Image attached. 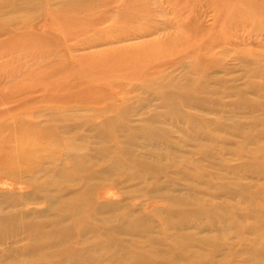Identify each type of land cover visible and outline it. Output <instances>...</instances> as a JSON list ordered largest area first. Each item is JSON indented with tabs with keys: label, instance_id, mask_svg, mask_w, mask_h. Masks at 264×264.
<instances>
[{
	"label": "rangeland",
	"instance_id": "1",
	"mask_svg": "<svg viewBox=\"0 0 264 264\" xmlns=\"http://www.w3.org/2000/svg\"><path fill=\"white\" fill-rule=\"evenodd\" d=\"M8 1H10V3H13L16 6H19V8H17L18 10L16 11H11L12 9L9 6L8 7L5 6L3 4V0H0L1 2L0 3L1 5L0 6V15H1L0 16V33H1L0 43L1 42L4 43V40L8 41V39L11 36H13V34L16 35L17 32L21 31V29L23 28H24L23 30H26L28 33L34 34L36 36L45 35L47 37L46 43L50 42L48 44H51L52 42L51 45L52 46L55 45L54 46L55 49L58 48L57 49L58 53L55 50V56L52 55L48 59L49 62L51 61L48 64L50 67L57 66L56 68L58 69L59 68L63 70L70 69L74 67L76 64L74 62L73 56L85 54L88 52H93L95 51V49L100 50V49H105L107 47L116 45V44H111L108 46L105 45V46L91 48V49L90 48L89 49H78L76 51L70 52L68 51L69 44H72L73 42H75L77 37L75 35L68 37L62 32L60 33V31H58V26H59L58 19H60V17L65 15L63 11L65 10L66 7L64 6L69 5V7L74 8L75 10L78 8L81 10L83 9V12H84L83 15H81L82 11L78 10L80 11V13H77V19L82 21V23L84 24V22H86L85 20L87 16V14H85L87 11L86 9H92L90 10V11H93L91 14L94 18L92 19H95V18L97 19V17L100 16L99 13L102 12V9L104 6H105L104 9H106L108 12H111V13L115 12L117 10L118 2L120 0H117V1L116 0L114 1L106 0V4L104 2L105 0H100V1L82 0L81 1L82 7L78 4L80 2L77 0L76 1L67 0L65 1L66 3L64 2V0H61V1L60 0H34V1L33 0H30V1L29 0H22V1L8 0ZM147 1L150 5V10L152 14L150 17L154 19L151 18L150 20V17H149L147 18V20H141V22L144 23L147 21L149 23L148 24L150 25V30H148L149 32H146L147 33L145 34L146 36L144 35L142 37L130 38L128 39L130 40L129 42L123 41L122 43H119V45H122V46L130 45V43L131 45H135L134 42L138 44L140 40H142L141 42L143 43L144 42L143 40L145 41L147 40L146 42H148L150 41V39H152L151 41H154L158 39H164L167 37H171L173 33L174 35H176L175 33H179V32H189V33L191 32L193 39L195 36V39L200 40L203 44V46H201V50L199 49L197 57L198 56L201 57L202 55V59L203 58H206V59H204V61L201 58L199 59L196 58L194 60L192 54L189 53L190 50L184 49V47H179L174 51L176 53L169 55V57L167 56V58L165 57L158 63L152 64V65L159 66L157 70H160V71L158 72L157 75L156 73H154V70H155L154 68V70L148 71L146 75L144 73H141V77H140L139 76L140 74L139 75L136 74L135 77H132V79L126 77L124 74L123 77H115L110 82L106 80H95V83H96L95 87H97L96 88L97 95L95 96L96 102L94 101L93 103H91V106H90L89 102L81 100L80 101L82 103L81 105L76 104L77 105L76 110H79L81 108L79 111H77V114H72L71 111L67 108V106H62L60 105V102H55V101H58L56 100V97H57L56 95H51V97H48V98H51L50 101L48 100V98L42 99L43 98V91H42L43 86L40 85L39 82L36 85L35 81L34 82L28 81L29 79L24 80L23 83H25V85L23 84V87L31 85L27 87L28 95H25V92L24 93L20 92L16 94L15 96L17 97L16 101L12 103H16V102L21 103L23 101H27V103L29 104V102L30 103L32 102L30 105L22 109V111H26L27 109L25 110V108H29L28 109L29 111L30 110L35 111L37 115L36 117L31 118L29 120L27 130H29L31 134L35 135V134H40L44 131L46 132L47 131L46 129L50 128L49 132L50 131L51 133L54 132V134L58 137V141H59L58 145L61 143L59 146H57V149L58 147L59 148L61 147V148L60 150L59 149L57 150L55 146V150L53 149L52 151L54 154L46 153L48 156L43 155L42 158H40L41 160L38 159L37 161L36 160L34 161L33 165L38 166L37 169L39 170L42 164H43L42 167L45 166L43 167V170L41 169V171L36 173V176L34 177H32L30 174L24 173L20 175L21 176L20 178H15V177H10V176H7L6 174L0 173V264H8V263L17 264L23 260H24L23 261L24 263L21 262L19 264H68V263L80 264V261H81L80 256L75 259L74 258L70 259V256L66 257L63 254L60 255L59 251L67 250V253L73 251L76 247V244L79 241V239H77L78 238L77 236L79 234L76 235V233H87L83 240L84 243H82L81 245L80 252L82 256H85V253L87 254L88 252L92 253L93 250L90 247L92 243L89 241V238L91 237V233L93 234L99 231H107L106 229L108 227L113 226V224L108 222V220L119 218L122 215L123 216L127 215L126 217H129L130 220L133 221L134 225L136 224L139 226L141 225L150 226L155 230H160L162 228L161 219L163 218V216H165L166 206L164 205H167V203L165 200H160L159 196H164V195H169V194H172V195L180 194L182 193V189H183V185L180 179L178 178L174 180L172 187L167 182V179H169L170 177H173L175 173V172L172 173L173 171H171L170 168L167 169L165 168L166 166L163 167L165 169L161 171L162 174L158 175L159 184H160L159 187L157 186L153 187L152 184L147 183L143 180L134 179L131 175H138L141 171H143L142 166L137 167L136 165L123 162V161L120 164L113 167L110 172H106L105 174H101L100 176H99V173L96 171H98L100 167L102 166H100L99 164L97 165L95 163L94 165H92V170L96 172L94 176L93 174L92 176L91 175L89 176L88 171H85L83 176L85 177V179L88 178L87 180H84L83 178V180L77 181V179H75L77 178L76 170L78 169V167L83 168L85 166H89L88 164L90 163V162L88 163L84 162L81 159H79L80 154H89L91 153V151L94 152L95 148L97 146L99 147V145L101 149L105 148V151H107L110 147H112L113 151L116 149L117 141H115V138L117 139V137L116 135L111 133V130L109 129L108 125L117 120L114 110L124 107L125 105H127L126 108L128 109L129 112L127 111L123 112L121 113V116H119L120 121L116 122L115 130L117 133L115 134L118 135L119 140L121 142L125 141L124 138L128 139L127 138L128 134H131V137L134 140H132L131 143L127 145L128 147H130V150H131L130 155L132 154L134 156H137L149 164H152V165L156 164V166H159L162 168V166L165 165L166 163L172 164L173 161L171 160L173 159L174 160L177 159L179 164L183 166L191 165L192 162H198L200 163L198 169L201 171L213 172L220 176L224 175L228 179L229 183L232 182L233 180H236L239 183L242 182L243 184L248 183L250 180L253 181L252 174L250 173V171H247L244 168H247L249 165L252 164V166L255 165L256 168L264 170V134H263L264 132V108H263L264 107V77H262L264 76V74L255 75L252 73L253 72L252 69L254 67H257V65L251 63V55H250V54L254 56L259 55L257 57L262 58V60L260 61V64H258V66L261 69H264L263 68L264 66V28H263L264 20L261 22L262 26L261 28L258 29V31L253 30L250 24H244L243 26H240L237 28L232 26L229 28V30H226L229 36V37L227 36L228 37L227 41H224V40L218 41L219 40L218 34H220L221 28L223 27L225 28V25H222L224 23V21L222 20L223 18L220 19L221 17L217 15L215 6L211 4L209 0H206V1L205 0H193V1L189 0L190 5L187 3L188 0H185V1L183 0V2L182 0H176L175 11L172 10L170 6H168L167 0H158V1L157 0H147ZM159 1L162 4V6L160 5V3H158ZM199 1L201 2L199 3ZM260 1H261L260 5L262 9H264V2L263 0H259V2ZM94 2L95 3L98 2V3L95 4ZM48 3H49V6H48ZM61 3H64L62 9H61V6H62ZM183 3L187 5L185 6L186 8L182 7L184 5ZM194 3H197L196 4L197 6ZM32 4H33V7L31 6ZM198 4L199 5L201 4V5L199 6ZM3 6L6 7L7 9L4 8ZM28 6H31L32 8ZM76 6L78 8H76ZM21 8H22V12H19L20 13L19 14L18 11H21ZM26 13H28V15H26ZM3 14H4V17H2ZM12 14L14 15V17ZM9 17L10 18L13 17V20L17 19L18 21L17 22L14 21L12 22L13 23L12 24L10 21L12 19H9ZM80 17L82 18V20ZM170 19L172 22H169ZM7 20L10 21V23L7 22ZM190 20H192L193 22ZM3 22H7L4 24L9 25V26H4L3 24H1ZM99 24H101V22ZM163 24H166V26H163ZM107 25L108 23L106 22L98 26L99 28L102 27V29H105L107 28ZM78 26L79 27L82 26L81 28H83V25L80 22ZM156 29L157 31H155ZM92 30L94 33V29L90 28V30L89 29L87 30L86 35L87 34H88L87 36L93 35ZM143 37L145 39H143ZM132 40H135V41L132 43ZM56 42L57 44H55ZM243 49L245 50V52ZM20 52L21 51L15 53L14 55H17V56L21 55ZM56 53L57 54L60 53V55H58L59 59L57 58L58 56L56 57L57 55ZM240 55L245 57L246 62H244L245 60L242 59V56ZM179 58L180 60L184 61L183 62L184 65H182L183 63L182 61L179 60ZM8 59L11 60V56L9 54H5L3 57L0 58V60L3 62H7ZM54 59L55 61L53 64ZM177 59L178 61H176ZM189 59L190 60L192 59V61H190ZM21 60L19 59V62L23 64L26 58L24 59L22 58ZM188 60H189V63H188ZM212 60H214L215 62ZM175 61H176V64L179 62L180 63L176 65L174 63ZM202 61L205 63V65H203L204 63ZM211 62L212 64L210 65ZM24 64H27V63H24ZM187 64L189 66L190 65L193 66L194 64V66L192 68L191 67L189 68ZM151 66L148 65L147 66L148 69H151ZM152 67H155V66H152ZM127 72H128V69L126 70L124 69L120 73H127ZM161 72L163 73L162 75H160ZM184 74L187 75V77L189 78L188 80H187V77H184L185 80H183L182 75ZM197 76L198 78H201V79H198ZM176 77L181 78V79L179 80ZM144 79L145 81L146 80H149V81L145 82L143 81ZM194 79L196 80L195 81L196 85L192 84L194 82ZM104 81L108 82L109 84L108 83L105 84ZM171 81L173 82L175 81V82L173 83ZM190 81H192V83H190ZM178 82L180 84H178ZM188 82L192 84V86ZM30 83H33V84H30ZM183 84L187 85L185 86V88H187L188 90L184 88ZM107 85L108 87H106ZM198 85L200 86V89H197L199 88ZM180 87L184 89L181 90L182 88ZM9 88L11 87L9 86L4 87V90H8ZM19 94L20 95L22 94V96H20ZM169 98L175 101V103L171 102ZM101 99L103 100L102 102H101ZM85 103L89 105H86ZM6 105L7 106L2 104L0 106V109H4L9 106V104H6ZM171 105L173 106V108L171 107ZM43 109L45 110V112ZM38 110L42 111V113L39 112ZM37 111L39 112V114L37 113ZM54 111H57L58 113L54 114ZM148 115L154 116V121H153V124L155 126L154 129L147 125L149 123L146 118H142ZM23 117H25L26 119L30 118L29 115L27 114H24ZM18 119L19 118L12 119L11 116H9L8 118V120H12V123H19ZM60 119L63 120V122L60 121ZM168 119H169V122H168ZM46 120L47 121L49 120V121L47 122ZM19 121H21V119H19ZM65 121H69L73 123L69 124V123H66ZM39 122H40V125H39ZM53 122L55 123L53 124ZM173 122H176V124ZM234 123L239 125L241 132L235 131L232 135V139L226 141L224 137L225 133L223 132L225 130H221L219 124L222 125L223 129H229L230 126L234 125ZM226 125H227V128H226ZM71 126H74L75 128ZM193 126L196 128H193ZM130 127H132L133 129ZM143 127H147L148 128L147 131L149 132L147 133L143 132L144 130V129L142 130ZM175 127H177L178 131L179 130L180 131L178 132L177 128L175 129ZM202 127L204 128V130ZM189 129L193 131V133L195 134H192ZM198 129H201V131L200 130L198 131ZM15 131L17 132V129H15ZM219 131H221V133ZM205 132L207 134H205ZM145 134H149V135L151 134V136L153 137H156V136H160V138L164 137V139L169 141L170 145L168 144V146H166L168 148L163 147L162 149H160L158 145L156 144H155L156 147H154L150 143L147 144L145 140V136H146ZM196 134L198 136H196ZM204 134L206 137L204 136ZM243 135H247L249 137V141H246L245 146L248 149L256 151L258 154L263 155V157L259 158V160L255 161L254 163H248V160H247L248 158H247V154L245 151L238 153L236 150V144L239 142V140L242 141L241 138ZM80 136L82 138H80ZM70 137L74 138L73 142L74 144H76V145H71V148L66 143L67 139ZM207 137L213 138V140ZM184 138H186L187 140H185ZM78 139H80V141H78ZM98 139L100 140V142ZM190 139L193 140V142ZM203 140L206 143L208 141V144L211 143L209 144L211 150L208 153H203V152L201 153L198 150L199 144H203V145L206 144ZM234 142L236 144H234ZM103 145H106V146H103ZM131 145H134V146H131ZM64 146H65V149L63 150ZM135 146H138V147L136 148ZM141 147H143V149ZM76 148H78V150L79 149L81 150H79V152H76ZM68 149L69 150L72 149V152L70 151L69 153ZM157 151L160 153L162 152V153L160 157L156 156L154 158L153 153L154 152L156 153ZM176 151H178L179 153ZM65 152L70 158L72 157L74 158L78 156L77 157L78 159L74 158L73 160L74 162L72 160L67 161V160L61 159L62 158L61 156H63L62 154H65ZM73 152H76L78 155H75L76 153H73ZM171 153L173 154L174 157L172 156L173 158L170 160L169 157ZM187 154L188 155L191 154V160L187 159L186 161V158L184 157ZM164 155L166 156L164 157ZM102 156H103L102 153H100L98 154L97 158H101ZM43 158L46 161H44ZM168 160H170L171 162H168ZM75 162H78V163H75ZM70 163L72 164V167H70L71 166ZM239 165H241L240 166L241 170H239L238 172L239 176L235 178V175L232 170L238 167ZM65 167H68V168H65ZM49 168L52 169L50 170V173L48 170ZM15 169L17 172H19L20 169L22 168L21 166L17 165L15 166ZM42 171L43 172L46 171V173L44 172L46 176L45 175L42 176L43 174V173L41 174ZM226 172L231 175L226 174ZM39 174L41 175L39 176ZM176 174L177 176L179 175L178 173ZM66 176H69V177H66ZM61 177H62V180H61ZM64 177L66 179H64ZM36 178L37 179L39 178V179L37 180ZM30 179L31 181L33 182L35 181L37 183L36 190L31 186ZM255 180H254L255 183H261L260 179L256 178ZM54 188L55 190H53ZM82 188L89 189L88 194L84 196L83 198L79 197L78 199L72 200V194L81 191ZM251 189L254 191L256 190V187L251 188ZM119 190L123 192L126 196L124 195L123 198L118 199L117 193L119 192ZM173 190L175 192H173ZM66 191L67 193H65ZM46 196L49 198V201H50L49 203L53 204V205L49 204V208L46 203ZM61 196H64V197L60 198ZM257 198H258V201L260 202V205L262 206V209L264 210V193L258 194ZM57 199L59 203H57L58 202ZM109 203H111V205H109ZM98 204L105 206L106 209H103L105 210L104 212L97 213V211H95L92 208L95 205L97 206ZM82 206H83V210H86V212L88 213L87 218L84 216V214H81V213L79 214H81L82 216L81 215L77 216V214H74L76 209ZM176 206L180 209H191V208L196 207V205H193L191 203H182L181 205L177 204ZM63 212H64V215H67V214L69 216L71 215V218L70 219L63 218V217L61 218L60 216H62L61 214ZM144 214L148 216H145V218H142L141 216H144ZM98 216H101V217H98ZM60 218L61 220H59ZM56 221L57 222L59 221V223L61 224V226H58L60 227L59 229L58 227H56L55 229L52 227ZM63 221L64 222L66 221V222L63 223ZM104 223H106L105 226L108 225L106 229L104 227ZM56 229H58L57 233H63V232L67 233L65 235V238L59 241H55L54 243H51V244L45 242L43 234L50 233V231L56 230ZM154 233L156 234V232ZM36 237H38V239ZM64 242L66 244L61 245ZM56 245H57V248H56ZM125 248H128V247L126 246ZM93 253L95 255V252ZM89 260L90 259H88L87 262L85 260L83 263L84 264H94V261L90 262Z\"/></svg>",
	"mask_w": 264,
	"mask_h": 264
},
{
	"label": "bare ground",
	"instance_id": "2",
	"mask_svg": "<svg viewBox=\"0 0 264 264\" xmlns=\"http://www.w3.org/2000/svg\"><path fill=\"white\" fill-rule=\"evenodd\" d=\"M19 1H22V0H19ZM65 1H67V0H64V2ZM77 1L80 2V3H78V2L77 3L81 6L82 0H77ZM98 1H100V0H98ZM112 1H114V0H112ZM209 1L211 2V4H213L215 6L217 15L219 17H221L220 19L223 18L222 20L224 21V23L222 25H225V28L224 27L221 28L220 34H218V38H219L218 41H221V40L227 41L229 36H228V32L226 30H229V28L232 26L237 28V27L243 26L244 24H250L251 28L255 31L256 30L258 31V29L261 28V26H262L261 22L264 20V9H262V7L260 5L261 1L259 2V0H209ZM104 2L106 4V0ZM104 2H102V3H104ZM167 2H168V6H170L172 8V10L175 11L176 0H167ZM182 2H183V0H182ZM200 2L201 1H199V3ZM263 2H264V0H263ZM68 3H69V1H68ZM96 3H98V2H96ZM158 3H160V1ZM165 3H166V1H165ZM187 3L189 4V0ZM3 4L7 7L9 6L12 9L11 11H16V10H18L17 8H19V6H16L13 3H10V1H8V0H3ZM63 4L64 3H61V5H62L61 9L63 8ZM114 4H116V3H114ZM194 4L196 5L197 3H194ZM202 4H203V2H202ZM160 5L162 6L161 3H160ZM31 6L33 7V4ZM31 6H28V7L32 8ZM48 6H49V3H48ZM89 6H90V4H89ZM185 6H187V5L184 4L182 7H185ZM64 7H66L65 10L63 11L65 13V15L64 16L61 15L62 17H60V19H58L59 20L58 31H60V33L62 32L63 34H65L68 37L73 36V35H75L77 37L75 42H73L72 44L68 43L69 44L68 51L72 52V51H76L78 49H89V48L91 49V48L101 47V46H105V45L108 46L111 44H116V45L111 46V47H107L105 49H100V50L95 49V51L88 52L85 54L75 55V56H73V59H74V62L76 64L74 67H72L73 69L70 68V69L63 70L60 68L59 69L56 68L57 66L50 67L48 65L51 62V61L49 62L48 59L52 55L55 56V50L57 52L58 48L55 49V47H54L55 45L54 46L51 45L52 42H51V44H48L50 42L46 43L47 37L45 35L44 36L43 35L36 36L34 34L28 33L26 30H23L24 29L23 28V29H21V31L17 32L16 35L13 34V36H11L8 39V41L4 40V43H2V42L0 43V58L3 57L5 54H9L11 56V60L8 59L7 62H3L0 60V106L2 104H4L5 106H7L6 104H9L8 107H6L4 109H0V173L6 174L7 176H10V177L20 178L21 177L20 175H22L24 173L30 174L32 177L36 176V173L40 172L41 169L43 170V167H45V166L42 167V165H43L42 164L40 167V170H39V169H37L38 166L33 165L34 161L35 160L37 161L38 159L42 158L43 155H47L48 153L54 154L52 151H53V149L55 150V146L57 149V146H59L61 144L60 143L58 145V143H59L58 137L54 134V132H52V133H51V131L49 132L50 128L46 129L47 130L46 132L44 131L40 134H35V135L31 134L30 131L27 130L29 120L31 118L36 117L37 115H36L35 111H32V110L29 111L28 110L29 108H25V110L27 109L26 111H22V109H24V107H27L28 105H30L32 102L30 103L28 101L29 104L27 103V101H23L21 103H19V102L12 103V102L16 101V98H17V97H15L16 94H18L20 92H23V93L25 92V95H28V88L27 87H29L31 85L26 86V87L24 86L25 87L24 88L23 87V84L25 85V83H23L24 80L29 79L28 81H33V82L35 81L36 85L39 82V84L43 86L42 87L43 88L42 89V91H43V98L42 99L51 97V95H56L57 96L56 100H58V101H55V102H60V105L67 106V108L71 111L72 114H77V111H79L81 108L79 107L80 109L76 110L77 109L76 106L82 104L80 102L81 100L89 102L90 106H91V103H93L94 101L96 102L95 96L97 95V90H96L97 87H95V85H96L95 80H106V81L110 82L115 77H123L124 74L126 77L132 79V77H135L136 74H138V75L140 74L139 76L141 77V73H144L146 75L148 73V71L154 70V68H155L154 73H156V75H157L158 72L160 71V70H157V68L159 66L158 65H152V64L158 63L159 61H161L165 57L167 58V56L169 57V55L176 53L174 51L179 47H184V49L190 50L189 53L192 54L194 60L196 58L202 59V55H201V57H199V56L197 57V55H198L199 49L201 50V46H203V44L200 40H196L195 36L193 39L191 32L190 33L189 32H179V33H175L176 35H174V33H173V35L171 37H167L164 39H158V40H154V41H151L152 39H150V41H148V42H146L147 40L146 41L143 40L144 41L143 43L141 42L142 40H140L141 39L140 38L139 39L140 42L138 43V41H137L138 44H136L134 42L135 40H132V43L134 42L135 45H131V43H130V45H123V46L119 45V43H122L123 41L129 42L130 40H128V39L142 37L145 34H147L146 32H149L148 31V30H150V25H148L149 23L147 21L144 23L141 22V20H147V18H149L152 15L151 10H150V5H149L147 0H120L118 2L117 10L115 12L112 11L113 13L108 12L106 9H104V7H105L104 6L102 9V12L100 11L101 13H99L100 16L97 17V19L96 18L92 19V18H94L91 14L93 11H90L92 9H86L87 11L85 14H87V16H86V20H85L86 22H84V24L82 23V21L77 19V13H80V11H78V10H81V9H79L76 6V8H78V9L75 10L74 8L69 7V5L64 6ZM194 7H192V8H194ZM4 8H6V7H4ZM23 9H24V7H23ZM1 10H3V9H1ZM81 11H82L81 15H83L84 14L83 9ZM194 11H196V10H194ZM19 12H22V8H21V11H18V13ZM190 12H191V10H190ZM18 13H16V14H18ZM14 14H15V12H14ZM8 15H9V13H8ZM26 15H28V13H26ZM187 16H189V15H187ZM2 17H4V14L2 15ZM13 17H14V15H13ZM13 17H11V18L9 17V19H12V20H10L11 23L14 21L17 22L18 20L17 19L13 20ZM151 18L152 17H150V20H151ZM152 19H154V18H152ZM81 20H82V18H81ZM10 21L7 20V22H9V23H10ZM190 21H192V20H190ZM7 22H3L1 24H3L4 26H9V25L4 24ZM79 22L83 25V28H81L82 26H80V27L78 26ZM100 22H101V24H99ZM106 22L108 23L107 28H105V29H102V27L99 28V26L102 25V23H106ZM169 22H172L171 19ZM156 23H157V21H156ZM16 25H17V23H16ZM105 26H103V27H105ZM163 26H166V24H163ZM174 26H176V25H174ZM197 26H198V24H197ZM179 27H180V25H179ZM90 28L94 29V33L92 30L93 35L87 36L88 35V34L86 35L87 30L88 29L90 30ZM11 30H13V29H11ZM155 31H157V29ZM143 39H145V38L143 37ZM69 42H71V41H69ZM63 43H64V41H63ZM216 43H217V41H216ZM55 44H57V42ZM18 50L21 51L20 52L21 55H18V56L14 55L15 53L19 52ZM244 52H245V50H244ZM240 54H242V53H240ZM58 55H60V53L57 54L56 57ZM250 55H251V63L257 65V67H254L252 69V71H253L252 73L255 75L264 74V69H261L258 66V64H260V61L262 60V58L257 57L259 55H257V56H254L252 54H250ZM204 56H205V54H204ZM240 56H242V55H240ZM22 58L23 59L26 58V60L23 62V64L19 62V59L21 60ZM57 58L59 59V56ZM204 59H206V58H203L202 60L204 61ZM208 59H209V57H208ZM242 59H244L245 61L244 60L243 61L246 62V59L244 56H242ZM179 60H180V58H179ZM189 60H188V63H189ZM54 61H55V59L53 60V64H54ZM176 61H178V59ZM176 61L174 62L175 64H176ZM180 61H182V60H180ZM190 61H192V59ZM212 61H214V60H212ZM183 62L184 61H182V63ZM24 63H27V64H24ZM179 63H177V64H179ZM55 64H57V63H55ZM61 64H62V62H61ZM194 64H193V66H194ZM211 64H212V62L210 63V65ZM148 65H150V66L152 65L155 67L151 66V69H148V67H147ZM182 65H184V63ZM203 65H205V63ZM203 65H201V66H203ZM193 66L190 65L189 68L190 67L192 68ZM201 68H203V67H201ZM263 68H264V66H263ZM124 69L125 70L128 69V72L127 73H120ZM162 74L163 73L161 72L160 75H162ZM201 74H202V72H201ZM205 75H207V74H205ZM182 76H183V80H185L184 77H187V75H185V74ZM262 77H264V76H262ZM176 78H178V77H176ZM197 78H198V76H197ZM209 78H210V76H209ZM178 79L180 80L181 78H178ZM188 79L189 78L187 77V80ZM198 79H201V78H198ZM143 81H145V79ZM147 81H149V80H146L145 82H147ZM195 81L196 80L194 79V82L192 83V81H190V83L196 85ZM108 82H105V84ZM171 82H173V81H171ZM179 82H178V84H180ZM205 82H206V80H205ZM30 84H33V83H30ZM192 84H190V85L192 86ZM177 85H176V87H177ZM181 85H182V83H181ZM8 86L11 88H9L8 90H4V87H8ZM183 86L185 88V86H187V85L183 84ZM106 87H108V85ZM198 87L199 88H197V87L196 88L200 89L199 85H198ZM180 88H182V87H180ZM184 88H182L181 90H183ZM185 89H187V88H185ZM253 94H255V93H253ZM170 95H171V93H170ZM20 96H22V94ZM258 98H259V96H258ZM50 99L51 98H48L49 101H50ZM182 99H183V97H182ZM53 101H54V99H53ZM102 101L103 100L101 99V102ZM97 102H98V100H97ZM99 102H100V100H99ZM171 102L175 103V101H173V100H171ZM57 104H59V103H57ZM177 104H178V102H177ZM86 105H89V104H86ZM86 105H84V106H86ZM126 106L127 105H125L124 107H121L119 109L114 110V113L116 115L117 120L108 125L109 129L111 130V133L116 135V137H117V139L115 138V141H117L116 142V144H117L116 149L113 151L112 147H110L107 151H105V148L101 149L100 145L98 147L97 146L98 144H97L96 145L97 147L95 148L94 152L91 151V153H89V154H80L79 159H81L82 161L87 162V163L90 162L91 164L89 163L88 164L89 166H85L83 168L82 167H78V169L76 168L77 169L76 170L77 171V174H76L77 178H75V179H77V181L83 180V178H84V180H87L88 178L85 179V177L83 176L85 171H88L89 176L90 175L92 176V174L94 176L96 174V172H98L99 176H100L101 174H105L106 172H110L113 167H115L116 165L120 164L123 161V162H127V163H131L133 165H136L137 167L142 166L143 171H141L138 175H131V176L134 179L143 180L147 183H150L153 185V187H155V186L159 187L160 184H159L158 175L162 174L161 171H163L165 168H167V169L170 168V170L173 171L172 173H174V172L175 173H174L173 177H170L169 179H167V182L172 187L174 180L176 178L180 179V181L183 185L182 193L174 194V195L169 194V195L159 196L160 200H165L167 203V205H164V206H166V211H165V216H163V218L161 219V227L162 228L160 230H155L150 226H143V225L139 226L136 224L134 225L133 221H131L129 217H126L127 215L126 216L122 215L119 218L108 220V222L113 224L112 227H108V225L105 226L106 223H104L105 229L108 227L106 229L107 231H99V232H95L93 234L91 233V237L89 238V241L92 243V245L90 247L93 250V252H95V255L92 251H91L92 253H89V252L87 254L85 253V256L81 255V252H80L81 245H82V243H84L83 240H84L85 235L87 233H76V235L79 234L80 236L79 235L77 236L78 237L77 239H79V241L76 244L75 249L69 253H67V250L59 251L60 255L63 254L66 257L70 256V259H72V258L75 259V258L80 256L81 261H82V262L80 261V264H84L83 262L85 260L87 262L88 259H90L89 260L90 262L94 261V264H96V263L97 264H264V210L262 209V206L260 205V202L258 201V198H257L258 194L264 193V170L256 168L255 165L252 166V164H251L247 168H244V169L247 171H250V173L252 174L253 181L250 180L248 183L243 184L242 182L239 183L238 181L233 180L232 182H230L231 183L230 184L228 182V179L224 175L220 176V175H217L213 172H208V171L204 172V171L199 170L198 167H199L200 163H198V162H192L191 165H184V166L180 165L177 159L171 160L174 157L172 153L170 154L171 158L169 157V159L171 161H173L172 164L166 163L165 165L162 166V168L166 166L163 169L159 166H156V164H154V165L149 164L137 156H134L132 154L130 155L131 150H130V147H128L127 145H129L131 143V141L134 140V139H132L131 134H128V136H127L128 139L124 138L125 139L124 142H121L119 140L118 135L115 134V133H117L115 130L116 122L120 121L119 116H121V113H123V112H126V111L129 112L128 109L126 108ZM171 107L173 108L172 105H171ZM176 107H177V105H176ZM45 109H46V107H45ZM88 109H90V108H88ZM83 110H84V108H83ZM87 110H85V111H87ZM176 110H175V112H176ZM38 111H37L38 114H39V112L42 113V111H39V112ZM92 111H93V109H92ZM44 112H45V110H44ZM55 113H58V112L54 111V114ZM24 114L29 115L30 118L26 119L25 117H23ZM9 116H11L12 119L13 118H19V119H21V121H19V119H18L19 123H12V120H8ZM163 117H161V118H163ZM142 118H146L148 120L149 124H147V125L149 127H152L153 129L155 128V126L153 124V121H154L153 115H148V116L142 117ZM60 121L63 122V120H61V119H60ZM44 122H45V120H44ZM65 122L69 123V124L73 123V122H69V121H65ZM168 122H169V119H168ZM54 123L55 122H53V124ZM157 123H159V122H157ZM173 123L176 124V122H173ZM178 123H179V121H178ZM39 125H40V122H39ZM64 125H65V123H64ZM174 126H172V127H174ZM219 126H220L221 130H225L223 132L225 133L224 137H225L226 141L232 139V135L235 131L241 132L239 125H237L235 123H234V125L230 126L229 129H223L222 125H220V124H219ZM49 127H51V126H49ZM71 127H74V126H71ZM130 128H132V127H130ZM136 128H135V130H136ZM176 128L177 127H175V129ZM193 128H196V127L193 126ZM226 128H227V125H226ZM15 129H17V132L15 131ZM142 130H143V132H146V133L149 132V131H147L148 130L147 127H143ZM199 130L201 131V129H198V131ZM203 130H204V128H203ZM177 131H178V128H177ZM219 132L221 133V131H219ZM62 133H64V132H62ZM180 133H182V132H180ZM191 133L195 134V133H193V131H191ZM65 134H66V132H65ZM205 134H207V133L205 132ZM205 134H204V136H205ZM263 134H264V132H263ZM67 135H68V133H67ZM145 135H146L145 140H146L147 144L150 143L154 147H156L155 146V144H156V145H158V147L160 149H162L163 147L168 146V144L170 145L169 141L164 139V137H162L163 138L162 139V138H160V136L153 137V136H151V134L150 135L145 134ZM196 136H198V135L196 134ZM80 138H82V137L80 136ZM207 138H209V137H207ZM184 139L187 140L186 138H184ZM209 139L213 140V138H209ZM241 139H242V141H240L238 139L239 142L237 144L234 142V144H236V150L238 153H240L242 151L246 152L247 158H248L247 159L248 163H254L255 161L259 160V158L263 157V155H260L256 151L248 149L245 146L246 141H249V137L247 135H243ZM81 140H83V139H81ZM259 140H261V139H259ZM73 141H74L73 137H70L67 139L66 143L70 146V148H71V145H76V144H74ZM78 141H80V139H78ZM191 141L193 142V140H191ZM99 142H100V140H99ZM90 143H91V141H90ZM147 144H145V145H147ZM209 144H211V143H209ZM209 144H208V141L204 145L199 144L198 150L201 153L202 152L203 153L210 152L211 148H210ZM232 144H233V142H232ZM103 146H106V145H103ZM131 146H134V145H131ZM76 147H78V146H76ZM135 147L137 148L138 146H135ZM60 148L58 147L59 150H60ZM141 148L143 149V147H141ZM166 148H168V147H166ZM64 149H65V146H64L63 150ZM154 149H156V148H154ZM79 150H81V149H79ZM79 150H78V148H76V152H79ZM70 151L72 152V149L69 150V153H70ZM76 152H73V153H76ZM176 152H178V151H176ZM100 153H102L103 156L101 158H97L98 154H100ZM139 153H141V152H139ZM161 153L158 151L156 153L154 152L153 157L154 158L156 156L160 157ZM62 155L63 156H61L62 157L61 159H63V160H67V161L72 160L73 161L74 158L78 159L77 158L78 156L73 158L72 155H71L72 158H70L66 152H65V154H62ZM75 155H78V154L76 153ZM55 156H56V154H55ZM165 156L166 155H164V157ZM184 158H186V161H187V159L191 160V154L185 155ZM170 160H168V162H171ZM214 160H215V158H214ZM44 161H46V160L44 159ZM156 162H158V161H156ZM75 163H78V162H75ZM95 163L97 165L99 164L100 166H102L96 172L94 170H92V165H94ZM72 164L70 167H72ZM17 165L21 166V168H22V169H20L19 172H17L15 169V166H17ZM240 166L241 165H239L238 167H236L235 169L232 170L234 175H235V178H237L239 176L238 172H239V170H241ZM65 168H68V167H65ZM48 170L50 173V170H52V169L49 168ZM216 170H218V169H216ZM70 171H71V169H70ZM44 172L46 173V171H44ZM44 172L43 171L41 172V174L43 173L42 176L45 175ZM176 173H178L179 175L177 176ZM41 174H39V176ZM62 174H64V173H62ZM226 174H229V173L226 172ZM47 175H48V173H47ZM68 175H70V174H68ZM229 175H231V174H229ZM70 176H72V175H70ZM62 177H61V180H62ZM66 177H69V176H66ZM256 178L260 179L261 183H255V181H257V180H255ZM64 179H66V178L64 177ZM30 182H31V186L36 190L37 189V187H36L37 183L35 181L34 182L31 181V179H30ZM255 187H256V190L253 191L251 188H255ZM53 190H55V188ZM82 190L77 192V193H73V194L71 193L72 194V200L78 199L79 197L83 198L84 196H86L88 194L89 189H83L82 188ZM72 192H74V191H72ZM173 192H175V191L173 190ZM65 193H67V191ZM117 194H118L117 195L118 199L123 198L125 195L120 190ZM64 196H66V195H64ZM64 196H61L60 198H62ZM57 201H58V199H57ZM49 202H50L49 198L46 196V203H47L48 208H49V204H52ZM57 203H59V201ZM111 203H109V205H111ZM182 203H191L193 205H196V207L191 208V209H180L176 206L177 204L181 205ZM52 208H54V207H52ZM92 208L95 211H97V213L98 212H104L105 210H103V209H106L105 206L101 205V204L100 205L98 204L97 206L95 205ZM117 210H119V209H117ZM106 212H108V211H106ZM79 213L84 214V216L86 218L88 217V213L86 212V210H83V206L78 207L74 214H77V216H79V215H81ZM104 214H106V213H104ZM51 215H53V214H51ZM61 215H62V216H60L61 218L62 217L67 218V219L71 218V215L70 216L68 214L64 215V212ZM111 216H112V214H111ZM145 216H148V215L144 214V216H141V217L145 218ZM98 217H101V216H98ZM61 218L59 220H61ZM75 221H77V220H75ZM65 222L63 221V223H65ZM123 222H124V224H123ZM58 226H61V224L59 223V221L58 222L56 221L52 227L55 229ZM59 228L60 227H58V229ZM79 228H81V227H79ZM58 229L52 230V231H50V233L43 234L44 241L51 244V243H54L55 241H59L61 239H64L65 235L67 233H65V232L57 233ZM154 232H156V234ZM36 238L38 239V237H36ZM71 239H73V238H71ZM57 244H58V242H57ZM63 244H66V243L64 242L61 245H63ZM52 246H54V245H52ZM58 246H60V245H58ZM126 246L128 248H125ZM161 246H163V247H161ZM56 248H57V245H56ZM38 259H39V257H38ZM23 261H21V262L24 263ZM21 262H19V263H21ZM19 263H17V264H19ZM68 264H70V263H68Z\"/></svg>",
	"mask_w": 264,
	"mask_h": 264
}]
</instances>
